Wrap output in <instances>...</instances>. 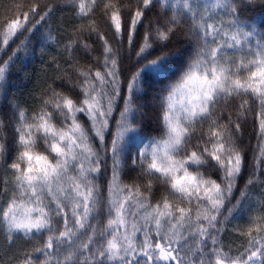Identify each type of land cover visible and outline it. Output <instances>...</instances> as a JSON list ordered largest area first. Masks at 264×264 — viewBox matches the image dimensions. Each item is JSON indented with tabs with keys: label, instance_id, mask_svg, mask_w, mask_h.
<instances>
[{
	"label": "snow or ice",
	"instance_id": "obj_1",
	"mask_svg": "<svg viewBox=\"0 0 264 264\" xmlns=\"http://www.w3.org/2000/svg\"><path fill=\"white\" fill-rule=\"evenodd\" d=\"M0 8V89L22 55L61 53L38 105L0 109V262L264 264V0Z\"/></svg>",
	"mask_w": 264,
	"mask_h": 264
},
{
	"label": "trees",
	"instance_id": "obj_2",
	"mask_svg": "<svg viewBox=\"0 0 264 264\" xmlns=\"http://www.w3.org/2000/svg\"><path fill=\"white\" fill-rule=\"evenodd\" d=\"M9 3L10 0H3L5 8ZM2 12L3 9L0 8V13ZM260 19H264V13L257 15V20ZM73 23L75 21L73 20L71 12H57L55 19L51 21V27L55 29L58 25H61L70 30ZM53 35H57V33L54 32ZM58 35L63 36L65 33L61 32ZM183 39L184 37H181V40ZM60 54V48L54 44L43 53L37 47L34 52H30L26 56L22 55L12 67L11 75L6 81L4 88L0 89V109H5L6 105L15 103H19L22 107H34L38 105L41 93L53 82L56 76L55 65L52 63L53 57L60 60ZM0 135L7 136L8 140L11 141L13 130L7 128L4 131H0ZM242 139L243 148L247 151L250 160L252 156L251 149L256 145L254 124L251 117H249L248 123L243 128ZM245 175L247 176V173ZM236 224L237 221L231 222L229 231L225 236V242L232 243L234 247L243 243L242 238L237 237L231 230ZM17 246L25 247L26 249L31 248V245H26L22 241H18ZM6 249L7 246L4 244L3 238L0 237V256H3ZM4 259L8 260L9 257H5ZM0 264H3V262H0Z\"/></svg>",
	"mask_w": 264,
	"mask_h": 264
}]
</instances>
